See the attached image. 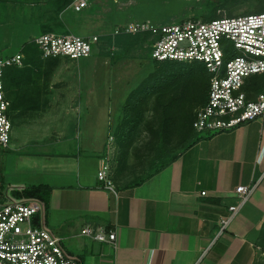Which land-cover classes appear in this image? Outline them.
Wrapping results in <instances>:
<instances>
[{
  "label": "crops",
  "instance_id": "crops-1",
  "mask_svg": "<svg viewBox=\"0 0 264 264\" xmlns=\"http://www.w3.org/2000/svg\"><path fill=\"white\" fill-rule=\"evenodd\" d=\"M260 1L254 8L264 12V0ZM72 13L78 12L69 6L58 11L65 29L57 34L71 31L76 22ZM127 75L121 79L126 84L130 79ZM89 95L79 102L71 96L59 100L55 110L91 115L104 110L107 131L102 139L95 134L97 124L91 123V115L88 122L93 126L81 137L82 126L72 122L32 124L24 117V105H14L9 112L7 148L35 145L39 150L35 156L54 157L48 164L42 163V168L50 171L37 174L47 181L41 177L36 183L50 188L42 223L61 238L64 249L80 264H256L255 239L264 223V115L229 130L197 132L189 146L142 182L129 184L122 177H110L114 186L111 192L96 173L105 157L110 174L115 167L116 147L113 140L107 145V136L112 135L116 124L112 113L124 92L117 105L109 98L104 106H95L92 92ZM56 145L58 151L54 152L51 148ZM239 184L254 186L252 193L219 232V219L237 202L234 188ZM9 198L12 196L0 204ZM85 225L114 230V244L81 235Z\"/></svg>",
  "mask_w": 264,
  "mask_h": 264
},
{
  "label": "rangeland",
  "instance_id": "rangeland-1",
  "mask_svg": "<svg viewBox=\"0 0 264 264\" xmlns=\"http://www.w3.org/2000/svg\"><path fill=\"white\" fill-rule=\"evenodd\" d=\"M61 2L62 0H0V55L15 51L22 43L43 30L60 33L59 30L65 29L62 24L60 26L54 24V16H57L55 10ZM260 2L262 3L260 0H89L85 9L77 14L72 13L76 22L69 32L79 34L85 32L87 35L99 36V42L95 43L91 55L76 60L63 56L46 58L47 60H43L39 67L33 68L32 82L25 83L14 92L13 103L15 106L21 104L26 107L24 117L32 124L44 123L51 126L72 122L76 127L82 126L80 134L83 137L89 132L88 128L93 126L91 123H95L97 124L95 134L102 139L107 131V114L103 113L104 110L92 115L83 111L56 112L55 103L63 99L69 100L70 96L79 102L86 94L92 92L93 101L96 102L93 105L104 106V100L107 101L109 98L112 99L113 105H117L119 96L121 97L124 92V97L120 98V105L118 104L116 112L112 113L116 123H119L124 100L129 92L127 89L131 86L134 88L154 69L147 55V47L143 43L128 49L120 46L108 48L105 44L106 34L112 35L116 27L129 21L149 20L154 23L171 24L178 23L186 17L204 15L211 17L208 14L218 15L219 12L229 16L256 13L261 11L254 8L256 3ZM41 25L45 28H40ZM193 64L205 70L200 62L195 61ZM125 74L130 78L128 84L121 80L125 78ZM178 81L177 83L173 81L171 91L177 95H184L180 101L184 97L185 99L181 104L177 101L180 109L176 104L171 110L178 114L176 124L185 125L188 110L198 105L189 102L193 98L197 99L196 96L199 90H202V86L199 82L197 84L189 82V79L183 76L178 78ZM123 84L128 86L125 88ZM152 103L153 98L149 100L148 105ZM152 112V108H148L136 126L138 133L128 143L124 161L120 162L121 172L118 180L122 177L129 181L139 175L145 165L143 161L152 153L149 146L152 127L149 125L156 126L150 124L154 120ZM14 116V111H11L12 122H15ZM89 116L91 123L88 122ZM13 128L18 129L16 126ZM31 130L36 131L34 128ZM54 134L59 135L56 131ZM177 134V132L173 134L172 138L177 139ZM61 135L64 136L63 130ZM51 149L57 152L58 146ZM37 151L39 150L35 145L14 149L0 145V202L11 196L12 190L40 184L36 181L41 177L47 181L44 175L37 177V174L50 171L42 168V163L48 164L54 157L40 158L34 154ZM115 152L117 155V149ZM263 227L264 223L255 239L258 252L256 264H264Z\"/></svg>",
  "mask_w": 264,
  "mask_h": 264
},
{
  "label": "built area",
  "instance_id": "built-area-1",
  "mask_svg": "<svg viewBox=\"0 0 264 264\" xmlns=\"http://www.w3.org/2000/svg\"><path fill=\"white\" fill-rule=\"evenodd\" d=\"M88 0H69L73 12L87 7ZM148 33L144 46L150 59L200 62L208 74L206 99L194 109L192 128L195 132L229 130L239 123L264 115V85L253 99L242 89L247 79L264 74V12L217 17H186L178 23L160 24L149 20L129 21L113 34ZM43 58L63 56L72 60L89 57L97 36L82 37L72 32H41L32 38ZM19 52L0 55V145L7 147L11 122L7 113L3 72L8 66H21ZM113 135L107 136V145ZM103 187L114 192L108 157L96 173ZM254 186L239 184L234 192L235 204L219 219V232L235 216L252 193ZM204 192L202 191L201 194ZM43 208L34 198H9L0 204V264H80L69 254L61 238L43 226ZM81 235L98 242L114 244L115 232L85 225Z\"/></svg>",
  "mask_w": 264,
  "mask_h": 264
},
{
  "label": "trees",
  "instance_id": "trees-1",
  "mask_svg": "<svg viewBox=\"0 0 264 264\" xmlns=\"http://www.w3.org/2000/svg\"><path fill=\"white\" fill-rule=\"evenodd\" d=\"M68 4L69 0H62L60 5L56 7L55 15H57L60 9L64 8ZM206 16L207 15L190 16V18L199 17L203 20H208L217 17L218 15L208 14V16L211 17ZM54 17V24L60 26L62 24L61 21L57 16ZM40 28L45 27L41 25ZM41 32L49 31L43 30ZM147 36L148 33L146 32L136 33L133 35L126 33L108 34L106 35L105 44L108 48L111 46L113 47L116 44H123L124 48L128 49L136 44H142L146 40ZM15 51L21 54L22 64L19 67H6L2 77L5 98L9 100V107L7 110L8 115L14 106L12 96L14 95V92L22 88L25 83L30 84L33 76L31 75L33 73L32 70L39 67L43 60H47L41 56L38 47L32 39L22 43L17 49H15ZM151 62L154 67L153 71L147 74L138 83V85L128 92L124 100L121 119L112 129L113 141L118 153L115 157V167L113 171H111L110 177L116 179L121 172L120 162L124 161L128 143L131 142L134 136L138 133L136 126L139 124L143 113L148 108L151 107L153 110L152 118H154V120L153 123L150 124H154L156 126L149 125L150 128L152 127V129H150L152 136L149 140V146L152 153L149 156H146V160L143 161L145 165L141 169V173L129 180V184H138L142 182L160 168L164 167L179 151L189 146L195 140L197 132H195L192 128L194 109L203 104L206 99L208 86V74L206 73V70L203 71L201 67L194 65V62H181L174 60L158 61L154 59H151ZM182 76L188 78L189 82L195 84L199 82L200 86H202V90H199V94L196 96L197 99H194L192 96L193 99L189 102H195L198 103V105H196L193 109L190 108L188 110V114L186 115L187 123L185 125H177L175 120L178 118V114H174L171 108L177 104L180 109L177 101H180V98L184 95H177L174 91H171V87L173 81L176 83L179 82L178 78H181ZM263 85L264 74H255L248 78L242 87V89L246 92V98L253 99L262 89ZM151 98H153V103L149 106L148 102ZM183 99H185V97L179 102L180 104ZM176 132L178 133L177 139L176 137L172 138V135ZM49 189V186L35 184L24 189L12 190L13 193L11 196L12 198L37 199L42 203V207L44 209L47 205ZM262 234L264 239V227Z\"/></svg>",
  "mask_w": 264,
  "mask_h": 264
}]
</instances>
